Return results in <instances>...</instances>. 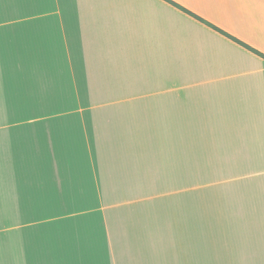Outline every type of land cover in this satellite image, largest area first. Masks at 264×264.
<instances>
[{"label": "crops", "instance_id": "0c3cea01", "mask_svg": "<svg viewBox=\"0 0 264 264\" xmlns=\"http://www.w3.org/2000/svg\"><path fill=\"white\" fill-rule=\"evenodd\" d=\"M172 1L264 53V0ZM201 19L0 0V264H264V58Z\"/></svg>", "mask_w": 264, "mask_h": 264}, {"label": "rangeland", "instance_id": "374dc122", "mask_svg": "<svg viewBox=\"0 0 264 264\" xmlns=\"http://www.w3.org/2000/svg\"><path fill=\"white\" fill-rule=\"evenodd\" d=\"M150 141H153V140H150ZM159 141L161 143H163L164 146L167 145V140H159ZM175 147H177L178 149L180 148L182 150L183 141L182 140H176ZM18 151H20V150H17L14 154H5L0 159V164H1V167H0V207L2 206V203L4 205V208L7 207L5 205V199H6L7 194H8V179H9V176L12 174V172H15L13 169V167L16 165L15 162L19 161V158L14 156L18 153ZM21 157H23V156H21ZM181 158H182V156H181ZM4 166H7L6 170L4 169ZM5 221L6 220H0V225H1V223L5 222Z\"/></svg>", "mask_w": 264, "mask_h": 264}, {"label": "trees", "instance_id": "16d2710c", "mask_svg": "<svg viewBox=\"0 0 264 264\" xmlns=\"http://www.w3.org/2000/svg\"><path fill=\"white\" fill-rule=\"evenodd\" d=\"M167 1L173 3L174 5H176L177 7H179L180 9H182L183 11H185V12H187V13H190L191 15L197 17L198 19H201L199 16L193 14L192 12H190V11L187 10V9H185L184 7H182V6H180V5L176 4V3H174L172 0H167ZM201 20H203V19H201ZM203 21H204V20H203ZM204 22H206L207 24L211 25V26L214 27L215 29H217V30H219L220 32L226 34L228 37H230V38L233 39L234 41L240 43L241 45L245 46V47L248 48L249 50L255 52L256 54H258V55H260L261 57L264 58V53L260 52L259 50H256L255 48L251 47L250 45L246 44L245 42H242V41H240L239 39H237V38H235V37H233V36H231V35L225 33L224 31L220 30L219 28H217L216 26L212 25L211 23H209V22H207V21H204Z\"/></svg>", "mask_w": 264, "mask_h": 264}]
</instances>
